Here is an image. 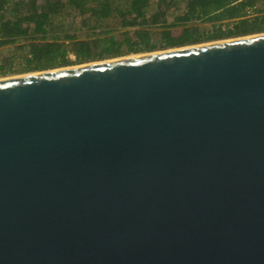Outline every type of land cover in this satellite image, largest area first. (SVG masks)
<instances>
[{
	"label": "water",
	"instance_id": "95a60500",
	"mask_svg": "<svg viewBox=\"0 0 264 264\" xmlns=\"http://www.w3.org/2000/svg\"><path fill=\"white\" fill-rule=\"evenodd\" d=\"M0 264H264V32L0 79Z\"/></svg>",
	"mask_w": 264,
	"mask_h": 264
},
{
	"label": "trees",
	"instance_id": "16d2710c",
	"mask_svg": "<svg viewBox=\"0 0 264 264\" xmlns=\"http://www.w3.org/2000/svg\"><path fill=\"white\" fill-rule=\"evenodd\" d=\"M59 1H19L17 5L27 6L25 13L16 15L12 19L0 17V46L13 44L19 39L29 40L26 44L28 52L25 70H47L71 65L74 62L84 63L122 55L117 47L120 43L112 35L87 40L79 38L75 32L67 31L62 37L49 36L51 14L56 12ZM67 1L79 11L80 15L90 13L96 22L118 16L121 26H160L159 45L150 42L151 36L148 30L139 31L142 45L136 39L130 41L128 37L124 38L128 52L134 53L264 31V14L249 15L250 10L252 13L257 12L255 6L258 0H186L182 13L174 15L172 19L167 16L170 0H157L153 10H148L152 0H90L87 5L86 0ZM5 4L6 0H0V10ZM192 20L213 22V29L204 37L197 32V29L188 25ZM81 23L85 26V20ZM69 54H72L74 59H71ZM6 70L0 64V73Z\"/></svg>",
	"mask_w": 264,
	"mask_h": 264
},
{
	"label": "rangeland",
	"instance_id": "374dc122",
	"mask_svg": "<svg viewBox=\"0 0 264 264\" xmlns=\"http://www.w3.org/2000/svg\"><path fill=\"white\" fill-rule=\"evenodd\" d=\"M19 1L28 2V0H6V4L4 5L3 9L0 10V17L3 16L4 18H14L16 15L23 14L27 11V6H22L21 4L17 5ZM90 0H86V5L89 4ZM157 0H152L148 6V10L155 9ZM57 5V10L53 14H51V24L49 26V36L58 35L62 37L64 33H76L77 36L81 39L91 40L93 38L98 37H106V36H113L116 41L120 43L117 47L119 51H121L122 55L115 56V57H105V59H111L116 57H124V56H131L135 54H142L147 52H128V45L124 42V38L128 37L130 41L137 40L142 45V39L139 35V31L141 30H148L150 32V42L155 44H160V26H121L120 25V18L118 16H111L106 19H103L101 22H96L94 17L91 16L90 13L86 15H80L79 11L72 6L70 2L67 0H60ZM186 0H170L168 7H167V16L169 19H172L174 15L182 13L185 7ZM257 12L252 13L249 11V15L255 14H264V0H258L256 3ZM85 20V26H82L81 21ZM217 23V22H216ZM188 25L192 28L197 29V32L204 36L206 33L211 32L213 29V22L210 21H200V20H192L188 23ZM81 26V27H80ZM264 32V31H263ZM261 33V32H259ZM233 38V37H229ZM227 39V38H222ZM218 40V39H217ZM29 40L19 39L17 42L13 44H7L4 46H0V64L4 66V69H7L3 73H0V79L7 78L11 76H18L24 75L32 72H37L41 70H25L26 66V55L28 52V46L26 45ZM215 40H206L199 43H206ZM68 43V40H66ZM196 44V43H194ZM139 45V46H140ZM190 45V44H189ZM168 49V48H165ZM164 49H156L154 51H160ZM71 59H74L72 54H69ZM100 61V60H92L89 62ZM87 63V62H84ZM78 63L74 62L71 65L67 66H74ZM64 67V66H60Z\"/></svg>",
	"mask_w": 264,
	"mask_h": 264
},
{
	"label": "bare ground",
	"instance_id": "6f19581e",
	"mask_svg": "<svg viewBox=\"0 0 264 264\" xmlns=\"http://www.w3.org/2000/svg\"><path fill=\"white\" fill-rule=\"evenodd\" d=\"M131 56H133V55H131Z\"/></svg>",
	"mask_w": 264,
	"mask_h": 264
}]
</instances>
